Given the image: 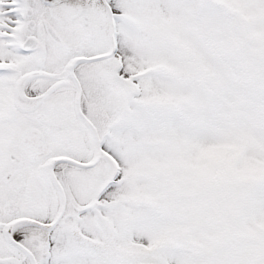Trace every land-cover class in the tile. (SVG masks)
<instances>
[{"label": "snow or ice", "instance_id": "1", "mask_svg": "<svg viewBox=\"0 0 264 264\" xmlns=\"http://www.w3.org/2000/svg\"><path fill=\"white\" fill-rule=\"evenodd\" d=\"M0 264H264V0H0Z\"/></svg>", "mask_w": 264, "mask_h": 264}]
</instances>
